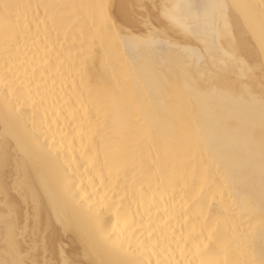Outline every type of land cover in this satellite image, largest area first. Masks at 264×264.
Masks as SVG:
<instances>
[{"label": "bare ground", "instance_id": "bare-ground-1", "mask_svg": "<svg viewBox=\"0 0 264 264\" xmlns=\"http://www.w3.org/2000/svg\"><path fill=\"white\" fill-rule=\"evenodd\" d=\"M0 264H264V0H0Z\"/></svg>", "mask_w": 264, "mask_h": 264}]
</instances>
